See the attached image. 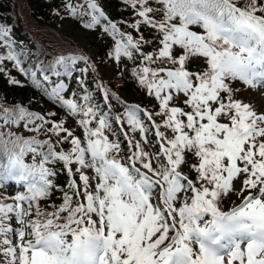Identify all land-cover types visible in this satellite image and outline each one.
Segmentation results:
<instances>
[{
  "label": "snow or ice",
  "instance_id": "snow-or-ice-1",
  "mask_svg": "<svg viewBox=\"0 0 264 264\" xmlns=\"http://www.w3.org/2000/svg\"><path fill=\"white\" fill-rule=\"evenodd\" d=\"M118 8L51 9L111 39L99 61L0 24L8 84L11 62L55 105L0 94V264H264V0Z\"/></svg>",
  "mask_w": 264,
  "mask_h": 264
},
{
  "label": "trees",
  "instance_id": "trees-1",
  "mask_svg": "<svg viewBox=\"0 0 264 264\" xmlns=\"http://www.w3.org/2000/svg\"><path fill=\"white\" fill-rule=\"evenodd\" d=\"M106 1V11L113 19L120 15H128L127 12H120L118 0ZM59 2L60 0H0V24L8 23L13 25L14 38L24 41L33 53L37 46H40L44 52L48 53V55L42 56V59L47 61L52 56L79 47L71 39L58 34L54 27L53 20L56 15L52 13L51 9L53 7H58ZM73 21L80 27L77 21ZM85 31L91 36L93 45H96L98 48L99 58H96V60L99 61V59L104 56L107 45L112 41L108 37H105L104 40L97 39L98 30ZM29 41H31V43ZM24 59L27 61L30 58L25 57ZM193 63H195V61ZM6 66L9 68L12 76H15L19 80L22 79L23 75L16 69L11 68V62H6ZM24 66L28 67L29 65L26 62ZM114 75L115 74L111 76ZM125 76L127 77V73ZM112 84L119 87L118 80H112ZM123 88L135 95L139 101L145 100V93L139 91L127 78L124 80L123 87H120V89ZM0 94H6L9 102H27L32 97H35L36 100L30 105V107L35 110H47L55 107V105L48 101L36 87L31 89L25 85L8 84L7 78L2 72H0ZM56 111L59 112V108H56ZM60 179L63 180L64 177L61 176Z\"/></svg>",
  "mask_w": 264,
  "mask_h": 264
},
{
  "label": "rangeland",
  "instance_id": "rangeland-1",
  "mask_svg": "<svg viewBox=\"0 0 264 264\" xmlns=\"http://www.w3.org/2000/svg\"><path fill=\"white\" fill-rule=\"evenodd\" d=\"M105 4H106V0H105ZM53 22H54V27L58 34L71 39L73 42H76L79 48H82L89 55H92L93 58L98 57V48L96 47V45H93L92 38L88 35V33L84 29L78 27L74 23L73 19L70 18L61 19L60 17L57 16ZM98 66L101 68L102 71L104 70V65H98ZM114 73H115V65L113 64V67L109 75H113ZM22 81H24L23 85L29 87L33 86V84L25 77L22 79ZM55 82H56V78H55ZM120 92L124 95L126 99L137 101V97L132 93L128 92L126 89L124 88L120 89ZM146 102H147L146 100L143 101V103ZM8 191L11 192L12 189H8Z\"/></svg>",
  "mask_w": 264,
  "mask_h": 264
}]
</instances>
